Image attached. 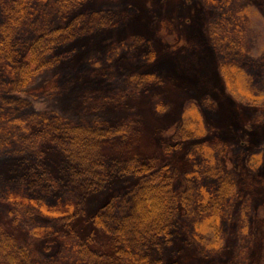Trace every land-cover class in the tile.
<instances>
[{"label":"rangeland","instance_id":"rangeland-1","mask_svg":"<svg viewBox=\"0 0 264 264\" xmlns=\"http://www.w3.org/2000/svg\"><path fill=\"white\" fill-rule=\"evenodd\" d=\"M4 3L0 0V19ZM84 9L109 14L113 22L60 49L73 51L70 58L36 80L40 87L62 75L60 87L38 93L37 99L27 97L31 106L25 117L56 111L72 122L99 120L122 128L128 134L105 146L113 159L118 149L130 148L129 161L168 165L183 177L200 161V152L188 156L198 141L175 148L173 129L187 109L195 108L208 131L205 142L221 156L239 190L224 211L218 248L199 245L184 229L190 223L180 217L173 243L153 259L162 264H264V0H88ZM13 135L0 129V138L8 142L0 143V224L47 260L69 256L59 238L69 229L79 239L91 238V248L100 254L112 253V238L92 218L140 178L116 171L103 189L87 194L61 186L52 194V206L60 204L57 199L77 205L68 226L58 217L13 210L8 189L20 191L26 181L21 180V145ZM41 146L46 170L59 174L63 156Z\"/></svg>","mask_w":264,"mask_h":264},{"label":"trees","instance_id":"trees-1","mask_svg":"<svg viewBox=\"0 0 264 264\" xmlns=\"http://www.w3.org/2000/svg\"><path fill=\"white\" fill-rule=\"evenodd\" d=\"M87 2L5 0L0 19V129L12 132L15 143L21 145L19 164L25 173L21 180H26L20 183V191L8 189L6 200L15 206L13 210L58 217L68 226L77 215V205L57 199L60 204L52 206V194L61 186L69 193H92L103 189L116 171L140 180L127 193L112 197L92 218L93 225L112 238V253L100 254L91 248V238L79 239L69 229L67 235L61 233L59 237L69 248V256L47 260L0 224V264H162L164 260H155L153 255L173 243L180 217L191 224L184 229L199 245L218 248L224 211L239 187L222 167L218 152L205 142L208 131L198 110L187 109L173 129L178 141L175 148L198 141L196 152L188 156L193 159L200 152V161L183 177L168 165L157 168L140 164L135 158L129 161L130 148L118 149L117 160L113 159L105 146L113 138L128 134L122 128L99 120L72 122L56 111L28 113L25 117L31 106L27 97L37 99L38 93L60 87L62 75L36 87L41 74L68 60L73 52L60 49L112 24L111 15L85 10ZM0 143L8 142L0 138ZM41 145L57 149L63 156L64 167L59 174L46 170Z\"/></svg>","mask_w":264,"mask_h":264}]
</instances>
